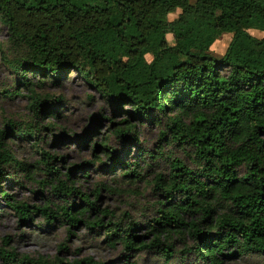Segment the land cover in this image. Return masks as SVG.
<instances>
[{"label": "trees", "instance_id": "trees-1", "mask_svg": "<svg viewBox=\"0 0 264 264\" xmlns=\"http://www.w3.org/2000/svg\"><path fill=\"white\" fill-rule=\"evenodd\" d=\"M177 7L178 15L169 18ZM0 19L7 26L3 55L15 72L14 82L28 91L34 121L8 118L0 127V181L7 165H29L16 158L6 135L34 137L38 144L46 125L38 118L60 113L63 95L42 92L37 82L60 81L75 70L111 108L110 114L100 110L96 115L109 121L93 142V150L100 146L104 155L69 165L64 175L71 183L56 164L65 154L38 145L37 167L43 164L51 176L58 201L29 204L0 182V196L19 219L30 221L39 211L49 226L67 223L69 232L86 226L111 246L121 241L128 256L147 249L169 260L179 252L181 264L264 257V34L248 29L264 30V0H0ZM223 31L232 33L217 57L212 45ZM0 93L14 94L8 87ZM144 122L157 124L162 140L158 148L143 147L139 158L130 159L127 144L138 141V124ZM96 128L101 130L99 122ZM93 131L85 126L78 140H88ZM62 134L55 133L54 141L63 140ZM167 143L183 148L191 164L168 154ZM158 158L167 161L168 170L146 178ZM87 165L153 185L157 205L143 227L114 219L113 211L100 205L98 187L91 194L74 184L70 174L76 166L87 173ZM2 240L4 263L50 264L46 257L5 246L9 235ZM190 255L195 257L188 261ZM53 259L66 261L58 254ZM82 261L108 264L92 255L71 264Z\"/></svg>", "mask_w": 264, "mask_h": 264}, {"label": "rangeland", "instance_id": "rangeland-1", "mask_svg": "<svg viewBox=\"0 0 264 264\" xmlns=\"http://www.w3.org/2000/svg\"><path fill=\"white\" fill-rule=\"evenodd\" d=\"M180 10L181 8L177 7L175 10L169 11L168 17H176ZM248 29L255 35L264 34L263 29L256 27H249ZM231 33V31H223L214 41L212 52L215 56L218 57L224 52ZM166 36L170 42L174 40L171 31H168ZM6 38L7 26L0 19V88L8 87L14 93L12 95L0 93V127L8 118H16L21 121L20 123L34 124L33 113L28 106V91L24 86L14 82L15 72L8 66L3 55L6 50H2L1 46L6 45ZM146 56L148 59L151 58L150 53H146ZM37 78L38 75L35 76V79ZM37 87L42 92L49 91L63 95V100L59 104L60 113L58 116L51 114L45 115L44 118H38L39 122L46 123L39 131L42 140L38 144L34 137H19L13 132L6 135L16 158L29 162V165L17 163L7 165V174L0 182L2 187L13 194V197L26 200L29 204L40 205L48 201H58L59 195L50 181L51 176L45 173L44 165L41 164V167H37L42 158L38 145H42L50 152L65 154V158L57 160L56 164L63 172L61 176L66 178L64 172L69 165L80 163L84 159H96L95 153L103 154L100 146L93 150V142L102 137L103 129L109 124V121L106 118L97 119L96 115L100 110L110 114L111 108L103 103L102 97L95 92L94 87L84 81L75 70L70 71L60 81L54 82L47 79L43 83L37 82ZM91 113L95 115L93 118L89 117ZM120 114L121 112H118L116 117H119ZM98 122L101 125L99 131L96 130ZM138 125V141L127 144L130 159L139 158L138 152L143 147L158 148V144L162 140L159 138L160 131L157 124L144 122ZM85 126L94 131L88 140H78ZM60 130H63V140L54 141V134L59 133ZM110 141L121 152H124L123 149L121 150L120 142L114 141V138ZM164 149L168 154L185 159L187 163L191 164V157L186 155L185 150L179 145L167 143L164 145ZM106 162L110 164L112 160L107 159ZM140 162L142 163V160ZM86 167L87 173L82 172L80 167L76 166L75 172L70 174L71 178L75 180L74 184H78L81 189L91 194H93V189L98 187L100 191L98 201L101 206L106 205L113 211L114 219L121 220L125 225L131 220H135L141 223L140 226L143 227L146 218L154 214L157 205V195L152 188L153 185L145 178L130 180L127 176H121L120 171L114 174L107 170V167L100 168L98 166V168H94L93 165ZM168 168L167 161L158 158L147 171L149 175L146 178H151L157 170L167 171ZM31 172H33V176L29 175ZM100 180L112 185V189L101 186ZM66 182L71 183V179L66 178ZM4 235H9V241L5 246H14L19 252H26L32 256L41 255L50 260V264H55L53 258L56 254L66 260L64 261L65 264H71L74 258H81L86 255L107 260L108 264H181L184 262L179 252H176L175 256L169 260L163 255L147 249L132 250L131 255L128 256L126 254L129 250L124 247L121 241H117L115 245L111 246L86 226L74 227L73 232L68 231L67 223L56 221L49 226L39 211L33 214L30 221L19 219L17 211L6 205L3 197L0 196V245L3 244ZM194 257V255H190L186 259L189 261ZM0 264H6L1 256ZM82 264H86L85 261H82ZM222 264H264V257L253 254L232 258Z\"/></svg>", "mask_w": 264, "mask_h": 264}]
</instances>
